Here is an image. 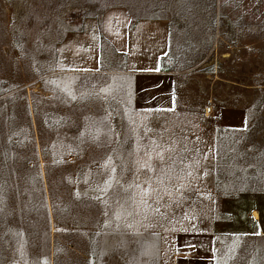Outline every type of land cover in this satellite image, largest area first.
Returning a JSON list of instances; mask_svg holds the SVG:
<instances>
[{
    "label": "rangeland",
    "instance_id": "374dc122",
    "mask_svg": "<svg viewBox=\"0 0 264 264\" xmlns=\"http://www.w3.org/2000/svg\"><path fill=\"white\" fill-rule=\"evenodd\" d=\"M118 6L170 21L163 68L176 76L174 119L135 108L117 72L56 69L67 34ZM230 109L243 128L218 126ZM39 134L69 174L51 184L57 214L45 181L20 192L22 156L34 149L43 164ZM194 136L197 177L168 161ZM2 164L11 170L0 183V264H168L177 230L206 228L220 197L264 192V0H0ZM214 241L215 264H264V237Z\"/></svg>",
    "mask_w": 264,
    "mask_h": 264
},
{
    "label": "crops",
    "instance_id": "0c3cea01",
    "mask_svg": "<svg viewBox=\"0 0 264 264\" xmlns=\"http://www.w3.org/2000/svg\"><path fill=\"white\" fill-rule=\"evenodd\" d=\"M170 46L171 27L166 16H137L127 7H112L85 19L79 30L67 34L64 50L56 51V69L85 73L104 67L117 72L129 81L135 108L151 114L153 121L174 119L176 76L163 68ZM111 56L122 59L118 70L109 65ZM215 116L221 128H243L241 111L230 109ZM193 139H186L183 149H170L168 161L172 162L170 168L187 167L193 169L189 175L197 177V136ZM162 151H167L165 145ZM166 162L164 158L163 166ZM218 214L204 229L194 223L177 230L168 264H215L216 237H264V192L220 197Z\"/></svg>",
    "mask_w": 264,
    "mask_h": 264
},
{
    "label": "trees",
    "instance_id": "16d2710c",
    "mask_svg": "<svg viewBox=\"0 0 264 264\" xmlns=\"http://www.w3.org/2000/svg\"><path fill=\"white\" fill-rule=\"evenodd\" d=\"M40 138V143H39V156L41 157L42 160V166L39 168V165L37 162L33 161L35 157H37V154H35V150L31 149L28 153L23 155V161L21 163V168H20V183L22 184V187L20 188V192L22 193L23 197L25 196V193L28 195L30 193L29 189V183L31 180L33 181L34 187H38L39 189L42 186V182L45 181L47 185V190H48V198L50 199L51 202V208L53 209V212L57 214V205L54 203V195H53V188H52V181H65V177H67V173H64V168L65 167H59L56 165V163H50L49 157H50V151L47 147V144L43 141L42 137L39 134ZM14 149V148H12ZM11 149H8V147L5 148V154L2 156L3 158L6 159H11L13 158L14 155V150L13 153L9 152ZM1 173H0V183L1 180H5L7 178V175L10 174L11 166L2 164L0 167ZM82 170V169H81ZM80 169L78 168V171H75V176L78 174ZM63 197L68 198V193L67 189H63L62 191ZM41 202V200H40ZM29 203L26 205L24 210H28L30 205ZM42 204H45V201H42ZM73 202L72 201H64L62 204L59 206L61 210H63L65 213H68L69 208H71ZM63 208V209H62Z\"/></svg>",
    "mask_w": 264,
    "mask_h": 264
},
{
    "label": "built area",
    "instance_id": "2783aa9c",
    "mask_svg": "<svg viewBox=\"0 0 264 264\" xmlns=\"http://www.w3.org/2000/svg\"><path fill=\"white\" fill-rule=\"evenodd\" d=\"M211 112H212V102L211 100H208L207 107L205 108V114L210 115Z\"/></svg>",
    "mask_w": 264,
    "mask_h": 264
}]
</instances>
